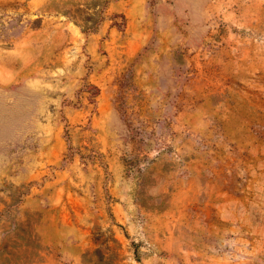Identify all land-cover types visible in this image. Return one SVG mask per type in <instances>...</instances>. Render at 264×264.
<instances>
[{
  "label": "rangeland",
  "instance_id": "rangeland-1",
  "mask_svg": "<svg viewBox=\"0 0 264 264\" xmlns=\"http://www.w3.org/2000/svg\"><path fill=\"white\" fill-rule=\"evenodd\" d=\"M0 264H264V0H0Z\"/></svg>",
  "mask_w": 264,
  "mask_h": 264
}]
</instances>
